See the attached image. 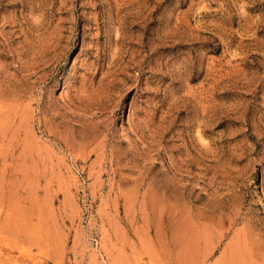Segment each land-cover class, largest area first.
<instances>
[{
  "label": "rangeland",
  "instance_id": "1",
  "mask_svg": "<svg viewBox=\"0 0 264 264\" xmlns=\"http://www.w3.org/2000/svg\"><path fill=\"white\" fill-rule=\"evenodd\" d=\"M0 264H264V0H0Z\"/></svg>",
  "mask_w": 264,
  "mask_h": 264
}]
</instances>
